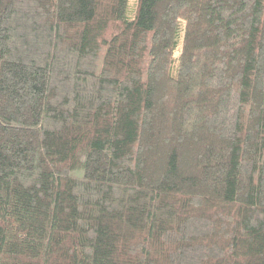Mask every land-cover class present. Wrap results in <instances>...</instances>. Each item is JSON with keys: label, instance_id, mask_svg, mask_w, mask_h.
Wrapping results in <instances>:
<instances>
[{"label": "trees", "instance_id": "trees-1", "mask_svg": "<svg viewBox=\"0 0 264 264\" xmlns=\"http://www.w3.org/2000/svg\"><path fill=\"white\" fill-rule=\"evenodd\" d=\"M0 0V264H264V0Z\"/></svg>", "mask_w": 264, "mask_h": 264}, {"label": "rangeland", "instance_id": "rangeland-1", "mask_svg": "<svg viewBox=\"0 0 264 264\" xmlns=\"http://www.w3.org/2000/svg\"><path fill=\"white\" fill-rule=\"evenodd\" d=\"M137 0H131L130 8L134 9Z\"/></svg>", "mask_w": 264, "mask_h": 264}]
</instances>
